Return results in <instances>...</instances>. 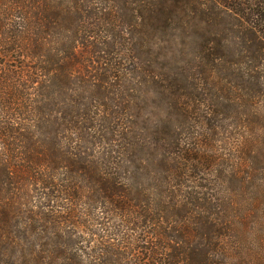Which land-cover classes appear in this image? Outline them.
<instances>
[{"label": "trees", "instance_id": "16d2710c", "mask_svg": "<svg viewBox=\"0 0 264 264\" xmlns=\"http://www.w3.org/2000/svg\"><path fill=\"white\" fill-rule=\"evenodd\" d=\"M247 227L264 0H0V264H226Z\"/></svg>", "mask_w": 264, "mask_h": 264}, {"label": "rangeland", "instance_id": "374dc122", "mask_svg": "<svg viewBox=\"0 0 264 264\" xmlns=\"http://www.w3.org/2000/svg\"><path fill=\"white\" fill-rule=\"evenodd\" d=\"M246 231L250 232L246 239L240 236V238L224 240V245L230 250V254L225 259L226 264H264V248L262 252L258 246L261 238L256 234L254 227H247ZM194 240L199 241L197 238Z\"/></svg>", "mask_w": 264, "mask_h": 264}]
</instances>
